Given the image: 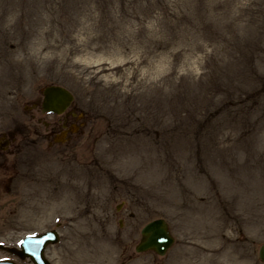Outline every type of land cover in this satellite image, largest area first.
Wrapping results in <instances>:
<instances>
[{
    "label": "rangeland",
    "instance_id": "rangeland-1",
    "mask_svg": "<svg viewBox=\"0 0 264 264\" xmlns=\"http://www.w3.org/2000/svg\"><path fill=\"white\" fill-rule=\"evenodd\" d=\"M51 229V264H264V0H0V259Z\"/></svg>",
    "mask_w": 264,
    "mask_h": 264
},
{
    "label": "water",
    "instance_id": "water-1",
    "mask_svg": "<svg viewBox=\"0 0 264 264\" xmlns=\"http://www.w3.org/2000/svg\"><path fill=\"white\" fill-rule=\"evenodd\" d=\"M42 111H62L71 101V93L61 86H47L43 89ZM57 241L55 231H48L35 236H27L20 242V250H12L20 258L30 257L34 264H49L43 256V249L48 243ZM173 243L166 221L158 218L148 222L141 230V239L135 246L138 252L153 250L163 255ZM259 257L264 261V243L259 248ZM0 264H15L2 260Z\"/></svg>",
    "mask_w": 264,
    "mask_h": 264
},
{
    "label": "flooded vegetation",
    "instance_id": "flooded-vegetation-1",
    "mask_svg": "<svg viewBox=\"0 0 264 264\" xmlns=\"http://www.w3.org/2000/svg\"><path fill=\"white\" fill-rule=\"evenodd\" d=\"M65 116V115H67V117H66V121H67V118H68V116H69V112H64V113H62V114H60V115H55L56 117H58V116ZM71 116H73V114H70ZM70 125H71V123H65L64 125H63V130H61V131H59L58 133H60V132H63V131H65V137H64V139L63 140H65V138H66V136L68 135V133H71V131L69 130L70 129ZM52 136H55V134L54 135H52Z\"/></svg>",
    "mask_w": 264,
    "mask_h": 264
}]
</instances>
